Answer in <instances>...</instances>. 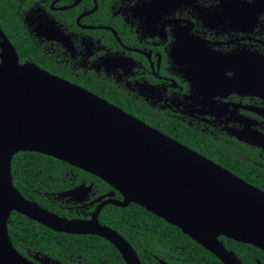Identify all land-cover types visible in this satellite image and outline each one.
Segmentation results:
<instances>
[{"label":"flooded vegetation","instance_id":"af4514ba","mask_svg":"<svg viewBox=\"0 0 264 264\" xmlns=\"http://www.w3.org/2000/svg\"><path fill=\"white\" fill-rule=\"evenodd\" d=\"M0 10L18 16L65 76L20 62L1 25L0 60L6 38L20 64L92 92L216 164L210 157L223 150L251 160L264 186V0H0ZM255 76L252 90L245 83ZM92 189L81 203L63 198L76 211L91 207L66 218H90L91 201L107 193ZM13 212L7 232L16 252L61 264L18 243L8 228Z\"/></svg>","mask_w":264,"mask_h":264},{"label":"water","instance_id":"95a60500","mask_svg":"<svg viewBox=\"0 0 264 264\" xmlns=\"http://www.w3.org/2000/svg\"><path fill=\"white\" fill-rule=\"evenodd\" d=\"M0 60V264H34L16 252L7 219L15 210L57 232L95 234L141 264L132 245L98 220L108 203L133 202L213 253L224 264H243L219 236L264 250V191L226 168L162 134L92 92L34 63L18 62L3 40ZM247 87H258L251 77ZM34 151L87 171L113 191L94 198L89 219H68L29 201L12 182L11 159ZM91 184L58 193L84 201ZM160 264H168L160 260Z\"/></svg>","mask_w":264,"mask_h":264},{"label":"trees","instance_id":"16d2710c","mask_svg":"<svg viewBox=\"0 0 264 264\" xmlns=\"http://www.w3.org/2000/svg\"><path fill=\"white\" fill-rule=\"evenodd\" d=\"M0 25L18 53L20 62L31 60L61 76V71L43 58L35 49L31 37L13 12L0 10ZM220 151V150H219ZM220 165L264 191L258 180V169L249 159L229 158L223 150L215 158ZM11 176L14 186L29 201L64 217L83 216L91 207L76 211L58 193L81 183L92 184L94 195L113 191L121 195L97 176L60 159L34 151H19L11 159ZM9 231L19 244L30 246L61 264H125L119 251L105 238L95 234H75L54 231L28 217L13 212ZM98 220L121 234L134 248L141 264H224L213 253L161 217L144 207L129 203L120 207L105 204ZM226 248L234 251L243 264H264V251L258 247L219 236Z\"/></svg>","mask_w":264,"mask_h":264}]
</instances>
